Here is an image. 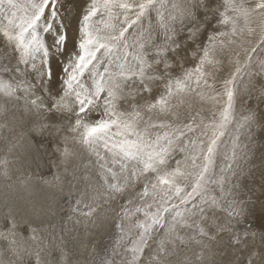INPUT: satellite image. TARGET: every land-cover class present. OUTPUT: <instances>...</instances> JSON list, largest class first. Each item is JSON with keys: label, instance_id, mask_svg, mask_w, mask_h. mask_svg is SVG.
I'll return each mask as SVG.
<instances>
[{"label": "snow or ice", "instance_id": "6c2138e0", "mask_svg": "<svg viewBox=\"0 0 264 264\" xmlns=\"http://www.w3.org/2000/svg\"><path fill=\"white\" fill-rule=\"evenodd\" d=\"M257 126L264 0H0V179L54 201L4 205L0 264H264Z\"/></svg>", "mask_w": 264, "mask_h": 264}, {"label": "rangeland", "instance_id": "374dc122", "mask_svg": "<svg viewBox=\"0 0 264 264\" xmlns=\"http://www.w3.org/2000/svg\"><path fill=\"white\" fill-rule=\"evenodd\" d=\"M241 115H242V113H240L238 111L237 112V118L239 119L241 117ZM1 148L2 147H0V159H3V156L1 155L3 153V149H1ZM241 165L245 169V174L241 178V183L245 186V188H244L245 191L251 192V199H252V203L254 205L253 215L255 217V225L258 229L260 226V223L262 222L261 217L264 216V207H262V206H264V130H261L258 126L253 131V143L251 146V150H250L247 158L245 160L241 161ZM5 181L6 180L3 181L4 185L8 184V186H10V187H8L7 185H5L7 187H5V186L3 187V190L5 189V192L8 190L6 192V194L4 191H2L4 193L3 195L8 196V193L10 195L6 199L4 198L3 202H12L13 201V202L18 203V201H16L18 199L15 198L16 197L15 194L18 191V190H16L17 184H12L11 181H8V183ZM10 188L13 190H11ZM9 190H10V192H9ZM12 192H13V194H12ZM3 195H2V199H3ZM9 199H11V201ZM44 199L42 200L41 207L46 206L47 204H50V203H54V201L50 195H47ZM58 200H59V203L55 204V206L57 207V214L55 216H52V217H54L52 219L53 222H52V220H50L52 217H50L46 221L47 227H54L55 226L54 229L56 230L57 234H59V230L65 226V221L61 218L63 215V212L60 209L62 208L63 210L66 211L68 208V204L64 202V198H58ZM34 202L35 203L32 205H35V207H36V205L38 206L37 201L35 200ZM99 222H101V223L99 224ZM72 226H73L72 224L68 223V228H74L76 230L75 231L76 234L73 231V234H75V235H77V232L79 230L82 231L84 229L83 226H79L78 227L79 230L77 231V229H76L77 226H74V227H72ZM104 226H106V227H104ZM89 227H90L89 228L90 233H92V231L96 230V229L94 230V228L100 227L99 231H97V234L99 235V237L95 233V234H93V235H95L94 236L95 238L93 237V239H89L90 241L92 240L94 242V240L96 241V239H98V240L103 239V237H101V236H104V233L110 229V223L108 221L104 220L103 218H100L97 220L95 225H90ZM101 229H102V231H101ZM81 231H79V234L85 233L84 230H83V232H81ZM89 232H87V233H89ZM102 232H103V234H102ZM87 233H86V235H88ZM90 233H89V235H90ZM89 240H86V242H90ZM210 258H212V257H210ZM214 258L218 261L226 262L228 259H230V254L228 253L227 250H225L224 252L215 253Z\"/></svg>", "mask_w": 264, "mask_h": 264}, {"label": "bare ground", "instance_id": "6f19581e", "mask_svg": "<svg viewBox=\"0 0 264 264\" xmlns=\"http://www.w3.org/2000/svg\"><path fill=\"white\" fill-rule=\"evenodd\" d=\"M1 149H3V148H1ZM2 155V154H1ZM3 156V155H2ZM3 181L4 180H2V179H0V211H2L3 210V208H4V205L5 204H8V205H17V206H20L21 208H27L29 211L31 210V207H32V204H34L35 202V200L37 201V204H38V206L36 205V209L39 211L40 209H41V203H42V200L47 196V195H49L44 189H42L41 187H34V188H32V190L31 191H25V190H23V188L20 186V185H18L17 184V187H16V190H18L17 192H16V194H15V198H17L18 200H16V201H18V203H16V202H3V200H4V198L6 199V198H8V196L10 195L9 193H8V196H4L3 194V192L2 191H4L5 192V189L3 190V187L5 186V185H7L8 186V184H5L4 185V183H3ZM5 182H7L8 183V181H5ZM10 185V184H9ZM7 186H5V187H7ZM8 187H10V186H8ZM13 187V186H12ZM9 189V188H8ZM11 189V188H10ZM11 190H13V189H11ZM8 191V190H7ZM6 191V192H7ZM6 192H5V194H6ZM9 192H10V190H9ZM14 192V191H13ZM13 192H12V194H13ZM2 195H3V199H2ZM10 201H11V199H9ZM45 200V199H44ZM52 217V216H51ZM50 218V216H41V217H38L37 218V220H38V222H39V220L40 219H42L43 221H44V226L45 227H47V223H46V221L48 220ZM54 217H52L50 220H52ZM52 222H53V220H52ZM49 223V222H48ZM61 223V222H60ZM101 222H99V224H100ZM55 224V223H54ZM63 224V223H62ZM71 224V223H70ZM50 225V224H49ZM54 226V225H53ZM70 226V225H69ZM67 227H68V225H67ZM71 227V226H70ZM72 227H74V226H72ZM78 227L79 226H77L76 227V229H77V231L79 230L78 229ZM104 227H106V226H104ZM54 228H55V226H54ZM90 228V227H89ZM99 228L100 227H98V228H94V230L95 231H92V233H90L89 231V233H90V235H89V233H87L88 235H86V233H80L79 234V231H81V230H79L78 232H77V235H75L76 234V230H74V232H75V234H73L74 236H80L82 239H84L85 240V242H86V240H89V239H93V237L95 236V235H93V234H97V231H99ZM84 230V229H83ZM83 230L81 231V232H83ZM90 230V229H89ZM93 230V229H92ZM101 231H102V229H101ZM85 232V231H84ZM104 232V231H103ZM103 232H102V234H103ZM101 233V232H100ZM98 235V234H97ZM98 237H99V235H98ZM101 237H103V236H101ZM95 238V237H94ZM100 239V238H99ZM96 240H98V239H96ZM90 241V240H89ZM92 241V240H91ZM90 241V242H91ZM93 242V241H92ZM94 242H95V240H94ZM87 243V242H86Z\"/></svg>", "mask_w": 264, "mask_h": 264}]
</instances>
